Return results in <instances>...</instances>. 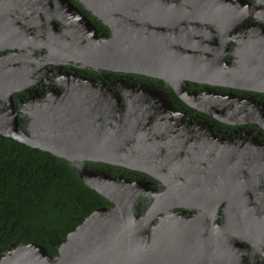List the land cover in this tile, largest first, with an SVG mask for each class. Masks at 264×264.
<instances>
[{
    "label": "flooded vegetation",
    "instance_id": "obj_1",
    "mask_svg": "<svg viewBox=\"0 0 264 264\" xmlns=\"http://www.w3.org/2000/svg\"><path fill=\"white\" fill-rule=\"evenodd\" d=\"M70 1L95 33L57 0H0V83L12 71L31 75V83L13 93L16 108L32 96L46 97L51 88L64 91L58 80L64 73L107 86L119 101V111L127 100L131 103V155L144 162L148 157V164L137 160L131 169L102 162L86 165L144 184L148 193L136 201L139 213L162 193L166 209L160 215L178 212L183 231L192 232L194 242L208 250L211 264H232V254L235 264H264V86L213 83L193 72L186 79L179 73L173 85L151 74L84 67L66 45L101 39L111 31L78 0ZM259 22L245 18L222 32L208 24L201 34L184 30L183 21L163 28L188 35L187 46H173L220 60V70L236 66L239 54L248 50L264 53V22ZM55 48L64 61H41L44 55L55 57ZM18 119L23 127L26 116L19 111ZM231 204L242 212L241 228L235 232L229 222Z\"/></svg>",
    "mask_w": 264,
    "mask_h": 264
},
{
    "label": "water",
    "instance_id": "obj_2",
    "mask_svg": "<svg viewBox=\"0 0 264 264\" xmlns=\"http://www.w3.org/2000/svg\"><path fill=\"white\" fill-rule=\"evenodd\" d=\"M78 1L111 31L101 39L94 36L87 42L66 45L84 67L151 74L173 85L179 73L186 79L193 72L213 83L254 89L264 86V53L248 50L245 56L239 54L236 66L217 70L220 60H205L173 46H187L188 35L163 28L183 21L184 30L201 34L208 31V24L222 32L249 17L264 22V0ZM57 3L78 13L94 32L91 21L70 0ZM193 21L199 23L191 25ZM54 53L55 57L44 55L41 61H64L56 48ZM24 71L22 75L9 72L0 83V135L64 159L81 181L109 204L95 209L70 231L56 255L41 243H12L0 254V264H211L208 250L194 242L192 232L183 231L178 212L160 215L166 209L160 200L162 193L139 213L136 201L148 193L144 184L86 165L102 162L131 169L137 160L148 164V157L144 162V158L131 155V103L127 100L119 111V101L107 86L64 73L58 77L64 91L51 88L46 97L32 96L17 109L13 93L31 83V75ZM19 111L27 118L23 127ZM228 213L233 231L240 230L239 205H229ZM235 258L232 254V264Z\"/></svg>",
    "mask_w": 264,
    "mask_h": 264
},
{
    "label": "trees",
    "instance_id": "obj_3",
    "mask_svg": "<svg viewBox=\"0 0 264 264\" xmlns=\"http://www.w3.org/2000/svg\"><path fill=\"white\" fill-rule=\"evenodd\" d=\"M108 204L64 159L0 135V254L33 241L56 255L70 231Z\"/></svg>",
    "mask_w": 264,
    "mask_h": 264
}]
</instances>
